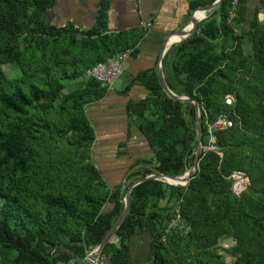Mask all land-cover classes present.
<instances>
[{
    "label": "trees",
    "instance_id": "16d2710c",
    "mask_svg": "<svg viewBox=\"0 0 264 264\" xmlns=\"http://www.w3.org/2000/svg\"><path fill=\"white\" fill-rule=\"evenodd\" d=\"M215 1L189 0V9ZM232 2L222 0L163 59L171 90L199 100L204 148L209 124L232 125L214 131L215 148L201 151L186 186L150 178L132 189L129 214L101 252L109 264H135L129 243L148 225L155 232L147 264H264V0L250 18L240 0L231 22ZM98 4L96 25L84 31L47 20L56 0H0V264L85 258L124 213L130 184L109 188L91 159L95 132L85 107L106 90L86 71L127 48L134 54L144 32L109 34V0ZM138 80L149 95L128 111L155 152V170L183 175L197 146L187 118L195 120L196 106L171 98L155 73ZM234 170L250 178L240 196ZM166 198L177 208L163 207ZM178 210L181 221L169 228ZM229 237L230 263L219 251Z\"/></svg>",
    "mask_w": 264,
    "mask_h": 264
},
{
    "label": "crops",
    "instance_id": "0c3cea01",
    "mask_svg": "<svg viewBox=\"0 0 264 264\" xmlns=\"http://www.w3.org/2000/svg\"><path fill=\"white\" fill-rule=\"evenodd\" d=\"M98 2L99 0H56L47 20L57 26L73 25L85 31L97 23ZM247 4L251 14V5H259L261 0H248ZM193 10L189 9V0H109L106 20L109 34L137 30L144 32L134 54L125 62L124 72L119 77L122 80L106 91L101 99L88 103L85 107V113L95 132L91 159L111 189L131 185L141 178L138 174L144 169L156 171L155 152L135 118L130 115L128 104L149 95L144 83L138 80L139 76L143 73L158 75L165 37L186 27L191 22ZM211 12L212 10L205 12L206 18ZM207 13L210 14L207 16ZM175 43L177 42L172 43L169 49ZM162 69L165 80L167 75L172 77L169 69L165 71L164 66ZM82 83L84 81L79 80L75 85ZM154 232V226L148 225L133 236L129 243V258L132 262H150ZM69 264H77V258ZM99 264H109L105 255L101 256Z\"/></svg>",
    "mask_w": 264,
    "mask_h": 264
},
{
    "label": "water",
    "instance_id": "95a60500",
    "mask_svg": "<svg viewBox=\"0 0 264 264\" xmlns=\"http://www.w3.org/2000/svg\"><path fill=\"white\" fill-rule=\"evenodd\" d=\"M222 0H216L214 3L210 4V5H204V6H199L197 8H195L192 13H191V22L184 28L180 29V30H175L174 32L169 33L163 43H162V48H161V56H160V63H159V71H158V77H159V81L160 84L162 85L163 89L165 90V92L174 99L180 100L182 102H192L195 104L196 106V117H197V146H196V157H195V161L193 164V170L188 173V175L186 176V184H188L190 182V180L192 179L194 173L198 170L199 168V161H200V154L202 150H205V148L203 147V143H202V134H203V130H202V124H201V115H200V103L198 99H191L188 96L185 95H178L177 93H175L173 90H171V88L168 86L164 74H163V58L164 55L166 53V51L169 49V46L174 43H170V38L173 35H180L183 36L182 39H180L177 42H180L184 39H187L188 37H190L197 29L198 23L202 20V19H198L196 17V13L198 11H203L204 13L207 11H211L215 8H217L220 4H221ZM260 18H264V13L261 12L260 14ZM206 18V16H205ZM204 19V18H203ZM250 48H251V44L250 43H246L244 44V49L245 52L247 54H249L250 52ZM231 102V101H228ZM183 175H167L164 174L162 172H158L157 170L155 171L154 174H150L147 175L145 177L139 178L136 181H134L128 189V192L126 194L125 197V210L124 213L122 214V216L117 220V222L113 225V227L111 228V230L107 233V235L104 237L103 241L101 242V244L99 246H97L96 248H94L92 251L89 252V254H87V256L85 258H77V264H99V260L101 259V252L103 247L105 246V244L110 240V238L112 237V235L114 234V232L120 227V225L124 222V220L127 218L128 214H129V210H130V193L132 191V189L139 183L144 182L147 179L150 178H154L157 180H162V181H168L167 178H172V179H180L182 178ZM169 182V181H168ZM172 183V182H171ZM176 185H182V184H178L175 183ZM184 184V185H186ZM223 243L226 245H232L234 243V239L233 237H229L223 240ZM64 246L61 247V249H63ZM226 261L228 263H230L231 261V257L228 256L226 258Z\"/></svg>",
    "mask_w": 264,
    "mask_h": 264
},
{
    "label": "built area",
    "instance_id": "2783aa9c",
    "mask_svg": "<svg viewBox=\"0 0 264 264\" xmlns=\"http://www.w3.org/2000/svg\"><path fill=\"white\" fill-rule=\"evenodd\" d=\"M240 0H233L232 9L230 11V21L232 22L236 16L237 6ZM237 31V29H236ZM135 48H127L120 52H117L113 56L109 57L105 61H100L95 65L89 67L86 71V76L90 79L97 81L101 88L109 91L114 87L115 81L123 74L126 60L133 54ZM228 101H232V97L228 96ZM232 122L226 118H220L213 124H209L210 143L211 145L205 147V149H214L215 146L212 144L216 141L214 131L231 126ZM233 180L232 190L240 196L250 184V178L247 173L243 170H234L230 175ZM181 221L179 210L177 211L176 217L172 218L169 228L175 227ZM89 254V253H88ZM141 264V263H135Z\"/></svg>",
    "mask_w": 264,
    "mask_h": 264
},
{
    "label": "rangeland",
    "instance_id": "374dc122",
    "mask_svg": "<svg viewBox=\"0 0 264 264\" xmlns=\"http://www.w3.org/2000/svg\"><path fill=\"white\" fill-rule=\"evenodd\" d=\"M257 5L258 4H252L251 5V7H252V12H251V14H249V18L252 16V14L254 13V11H255V9H256V7H257ZM210 13H207V16L209 15ZM206 18L204 17V19L202 20V21H204ZM263 19V18H262ZM202 21H200V22H202ZM199 22V23H200ZM242 31V30H241ZM181 42V41H180ZM177 43H179V42H177ZM250 50H251V48H250ZM5 70H6V72H7V74L9 75V76H12L16 71H14V70H12L11 68H9L8 66H5ZM16 74V73H15ZM120 80H122V78H118L116 81H115V83H119V81ZM116 84V85H117ZM82 84H80V86H81ZM187 118L189 119V121H190V123H192V124H194V123H196V125H197V117L195 118V120L192 118V116L190 115V114H187ZM195 156H196V150H195V155H194V159L193 160H191V164H190V166L188 167V169H187V171L186 172H184L183 173V177L182 178H180V179H175V180H184V178H186V176L188 175V173H190L191 172V170L193 169V164H194V161H195ZM146 169H144L142 172H144ZM141 172V173H142ZM140 173V174H141ZM154 174V173H153ZM165 182V185H167V184H171V185H176L175 183H171V182H168V181H164ZM187 185V184H186ZM186 185H178V186H186ZM168 192L170 193V191H169V189H168ZM162 206L163 207H166V206H170V207H173V208H177L176 207V204H175V200H172V201H168V199L166 198V199H164L163 201H162ZM175 209H173V210H175ZM235 244V240H234V243L232 244V245H226V244H224L223 243V241L220 243V248H219V251H220V253L221 254H223L224 256H230L231 257V261L230 262H232L234 259H235V257H232L230 254H228V252L226 251V248H228V247H231V246H233ZM226 257V258H227Z\"/></svg>",
    "mask_w": 264,
    "mask_h": 264
},
{
    "label": "bare ground",
    "instance_id": "6f19581e",
    "mask_svg": "<svg viewBox=\"0 0 264 264\" xmlns=\"http://www.w3.org/2000/svg\"><path fill=\"white\" fill-rule=\"evenodd\" d=\"M196 17L198 18V19H202V18H204L205 17V13L203 12V11H198L197 13H196ZM182 37L183 36H180V35H173V36H171V38H170V43H172V42H177V41H179L180 39H182ZM196 157V156H195ZM193 170V169H192ZM191 170V171H192ZM167 180L169 181V182H172V183H178V184H182V185H184V184H186V179H184V180H175V179H172V178H167Z\"/></svg>",
    "mask_w": 264,
    "mask_h": 264
}]
</instances>
